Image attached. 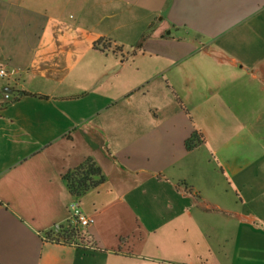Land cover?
Here are the masks:
<instances>
[{"label":"crops","instance_id":"obj_1","mask_svg":"<svg viewBox=\"0 0 264 264\" xmlns=\"http://www.w3.org/2000/svg\"><path fill=\"white\" fill-rule=\"evenodd\" d=\"M0 67V264H264V0H0Z\"/></svg>","mask_w":264,"mask_h":264},{"label":"trees","instance_id":"obj_2","mask_svg":"<svg viewBox=\"0 0 264 264\" xmlns=\"http://www.w3.org/2000/svg\"><path fill=\"white\" fill-rule=\"evenodd\" d=\"M98 47H107L109 45L97 43ZM182 108L187 111L186 107L180 101ZM188 112V111H187ZM202 143V138L198 134H194L186 143L187 149L192 151L198 148ZM69 188L73 195L80 197L91 189H95L105 182V177L99 168L98 164L88 159L83 165L69 172L66 176ZM63 238L64 241H61ZM87 235L82 230L72 227L69 223L62 226L57 234L53 235L51 241L55 243L73 244L84 243L87 240ZM80 242V243H79Z\"/></svg>","mask_w":264,"mask_h":264},{"label":"built area","instance_id":"obj_3","mask_svg":"<svg viewBox=\"0 0 264 264\" xmlns=\"http://www.w3.org/2000/svg\"><path fill=\"white\" fill-rule=\"evenodd\" d=\"M11 79H12V73L9 72L7 68L0 67V84L2 82L8 83L9 81H11ZM4 96L6 101L10 102L16 99L17 97H19V93L16 91H10L4 93ZM67 223H69L72 227L79 230L81 228L83 229L89 228L92 225L93 220L83 213L80 202L76 200L70 205V217ZM61 228L62 227L60 226L57 227V232H59ZM61 241H64L63 238L61 239Z\"/></svg>","mask_w":264,"mask_h":264}]
</instances>
